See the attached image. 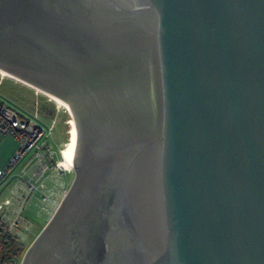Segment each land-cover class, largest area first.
<instances>
[{"label": "water", "instance_id": "95a60500", "mask_svg": "<svg viewBox=\"0 0 264 264\" xmlns=\"http://www.w3.org/2000/svg\"><path fill=\"white\" fill-rule=\"evenodd\" d=\"M0 69L77 133L20 264H264V0H0Z\"/></svg>", "mask_w": 264, "mask_h": 264}, {"label": "built area", "instance_id": "2783aa9c", "mask_svg": "<svg viewBox=\"0 0 264 264\" xmlns=\"http://www.w3.org/2000/svg\"><path fill=\"white\" fill-rule=\"evenodd\" d=\"M63 112L68 120L62 123L68 128L71 116L65 109ZM50 119L46 132L0 99V135L13 137L17 142L13 156L0 171V235L20 246L28 242L35 228L29 212L46 225L69 190L66 175L74 173L73 163L65 166L62 153L70 139V129L65 132L67 142L58 144L56 151L47 139L60 121L57 116Z\"/></svg>", "mask_w": 264, "mask_h": 264}, {"label": "rangeland", "instance_id": "374dc122", "mask_svg": "<svg viewBox=\"0 0 264 264\" xmlns=\"http://www.w3.org/2000/svg\"><path fill=\"white\" fill-rule=\"evenodd\" d=\"M0 78V96L3 100L2 102L16 110L22 118L31 121L35 125H40L47 132L48 126L51 122L50 118L57 116L58 121H60L58 127H56V130L53 133H50L47 140L50 144H52L53 148L58 151V144L65 143L68 140V136L65 134V132L68 130L69 124L68 128H66V126H64L62 123L63 121L68 120V116L65 112H63L64 108L57 106L47 97L36 93L22 84L1 76ZM67 145L64 146V150L67 148ZM73 179L74 173L66 175V180L70 185ZM29 214L30 218L34 221L35 228L28 242L22 246L25 248V251L31 245L46 223L36 218L34 213L29 212ZM20 262L18 264H20Z\"/></svg>", "mask_w": 264, "mask_h": 264}, {"label": "bare ground", "instance_id": "6f19581e", "mask_svg": "<svg viewBox=\"0 0 264 264\" xmlns=\"http://www.w3.org/2000/svg\"><path fill=\"white\" fill-rule=\"evenodd\" d=\"M0 76L4 77V78L11 79V80H13L19 84H22V85L28 87L29 89L35 91L36 93H39L40 95H42L44 97H47L50 101L55 103L57 106L66 109V111L70 114L71 117L69 118V122H68L69 129H70V140L68 142L67 148L63 151L64 158H65V166L68 167L69 164H71V162L73 163V158L75 155L76 139H77L76 126H75L73 116H72V112H71L69 105L66 102H64L63 100H61V99H59L53 95H50V94L38 89L37 87H35V86H33V85H31V84H29V83H27L21 79L16 78L13 75H10L9 73H7L1 69H0Z\"/></svg>", "mask_w": 264, "mask_h": 264}, {"label": "trees", "instance_id": "16d2710c", "mask_svg": "<svg viewBox=\"0 0 264 264\" xmlns=\"http://www.w3.org/2000/svg\"><path fill=\"white\" fill-rule=\"evenodd\" d=\"M25 248L18 245L15 241L0 235V264H9L15 261L17 264L21 261Z\"/></svg>", "mask_w": 264, "mask_h": 264}, {"label": "crops", "instance_id": "0c3cea01", "mask_svg": "<svg viewBox=\"0 0 264 264\" xmlns=\"http://www.w3.org/2000/svg\"><path fill=\"white\" fill-rule=\"evenodd\" d=\"M16 148H17V142L13 137L0 135V171L5 168L8 161L13 156ZM4 195L5 192L1 194V197Z\"/></svg>", "mask_w": 264, "mask_h": 264}]
</instances>
